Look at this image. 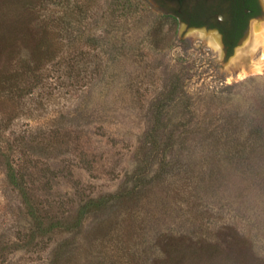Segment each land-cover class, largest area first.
Wrapping results in <instances>:
<instances>
[{
	"label": "rangeland",
	"instance_id": "rangeland-1",
	"mask_svg": "<svg viewBox=\"0 0 264 264\" xmlns=\"http://www.w3.org/2000/svg\"><path fill=\"white\" fill-rule=\"evenodd\" d=\"M260 1L263 14L229 55L216 30L189 27L155 0L17 4L36 19L17 28L13 45L26 54L43 37L55 58L17 110V130L65 125L70 134L54 156L32 159L28 204L0 165V264H49L65 240L72 249L53 264H264V153L236 155L220 127L202 129L264 114V48L250 50L253 24L264 23ZM172 84L182 100L158 113ZM152 129L173 146L147 167L136 198L88 216L76 235L56 229L31 240L29 204L48 225L116 191L144 171L140 147Z\"/></svg>",
	"mask_w": 264,
	"mask_h": 264
},
{
	"label": "trees",
	"instance_id": "trees-1",
	"mask_svg": "<svg viewBox=\"0 0 264 264\" xmlns=\"http://www.w3.org/2000/svg\"><path fill=\"white\" fill-rule=\"evenodd\" d=\"M18 3L22 5L21 7L27 8L26 0H0V165L5 168L9 183L19 190L25 198V203L28 204L30 196L28 197L29 187L26 176L31 175L28 170L34 164L32 159L54 156L52 151L62 150L63 141L70 133L65 125H56L48 130L49 134H47V129L37 134L30 130L23 133H19L17 130L16 121L20 114L17 110L20 111V106L28 105L33 101L35 89L40 85L48 70L47 65L55 59L52 56L53 53L44 46L43 37L33 47H30V52L26 54L22 48L20 49L16 44L13 45L12 40L17 28L20 25L18 30L23 29L22 26L28 27L36 19L34 9L33 11H30L31 9H16ZM254 14H260V9H257ZM244 27L246 26L244 25ZM240 36L241 33H238L234 41L227 42L229 45L228 55L232 53ZM4 38L10 40V46L5 44V41L2 40ZM6 47L9 49L5 52ZM181 100L182 97L177 93V84H172L171 88L163 92L159 99L163 105L157 110L158 113L164 111L165 103L180 102ZM6 106L13 108L7 112ZM35 110L36 108L30 107L28 109L29 112ZM257 116L259 118L253 122L254 124H245V122L232 119L227 124L218 125L215 124L216 121L209 119L202 129L210 131L212 134L220 127L221 133H226L230 138H233L236 155H241L240 152L264 153V114L258 115L257 113L255 117ZM144 135L140 147L141 155L138 158L139 163L144 164L142 165L144 171L133 172L130 179H127L128 181L126 180L125 184L116 191L89 197L79 204L75 214L66 216L64 221L52 220L48 225H45L39 209L29 204L33 225L31 240L35 241L37 237H44L56 229L76 235L88 216L105 214L118 205L136 198L143 187L147 167L152 166L161 154L165 155L168 149L173 146L169 140L161 141L160 131L146 132ZM243 136V140L238 139ZM69 247L70 243L66 240L58 244L54 248V255L49 264H53L61 258L65 248L72 249ZM251 264L262 263L252 262Z\"/></svg>",
	"mask_w": 264,
	"mask_h": 264
},
{
	"label": "flooded vegetation",
	"instance_id": "flooded-vegetation-1",
	"mask_svg": "<svg viewBox=\"0 0 264 264\" xmlns=\"http://www.w3.org/2000/svg\"><path fill=\"white\" fill-rule=\"evenodd\" d=\"M155 1L158 7L168 9L180 22L186 23L189 27H205L207 30H216L221 37L222 44L227 48V52L229 51L227 42L234 41L238 33H241L240 40L249 27L250 21L263 14L260 0ZM257 9H260V14H254Z\"/></svg>",
	"mask_w": 264,
	"mask_h": 264
},
{
	"label": "bare ground",
	"instance_id": "bare-ground-1",
	"mask_svg": "<svg viewBox=\"0 0 264 264\" xmlns=\"http://www.w3.org/2000/svg\"><path fill=\"white\" fill-rule=\"evenodd\" d=\"M248 35H249V31H248ZM251 37H252V41H253V46H252V49H250V50H251V54L255 56V54L260 49L264 48V23L263 22L261 24H259V22H255L253 24L252 29H251ZM208 40H209V45L211 47L216 48V50L222 48L219 40H217L216 37L208 38Z\"/></svg>",
	"mask_w": 264,
	"mask_h": 264
},
{
	"label": "water",
	"instance_id": "water-1",
	"mask_svg": "<svg viewBox=\"0 0 264 264\" xmlns=\"http://www.w3.org/2000/svg\"><path fill=\"white\" fill-rule=\"evenodd\" d=\"M215 33H218V32H215Z\"/></svg>",
	"mask_w": 264,
	"mask_h": 264
}]
</instances>
